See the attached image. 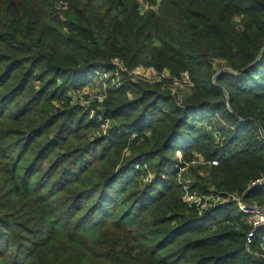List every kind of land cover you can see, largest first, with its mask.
Returning <instances> with one entry per match:
<instances>
[{
	"label": "trees",
	"instance_id": "1",
	"mask_svg": "<svg viewBox=\"0 0 264 264\" xmlns=\"http://www.w3.org/2000/svg\"><path fill=\"white\" fill-rule=\"evenodd\" d=\"M146 1L156 10L0 0V264H264V229L248 249L236 202L190 208L170 167L177 152L200 159L210 169L200 194L264 205V184L253 185L264 179V0ZM116 66L195 86L181 107L158 85L110 87L105 118L138 137L118 173L126 136L87 142L99 123L54 103L61 86L62 96ZM219 113L229 127L214 124ZM139 165L157 168L153 184L139 185Z\"/></svg>",
	"mask_w": 264,
	"mask_h": 264
},
{
	"label": "rangeland",
	"instance_id": "2",
	"mask_svg": "<svg viewBox=\"0 0 264 264\" xmlns=\"http://www.w3.org/2000/svg\"><path fill=\"white\" fill-rule=\"evenodd\" d=\"M141 4L143 11L153 9L156 10L155 7L151 9L152 6L146 0H141ZM62 17L64 18V14H62ZM117 69L118 66H116L113 71L100 70V72H98L100 73L99 77H94L89 85L76 90H69V92L67 91L62 96L60 94L62 86L54 91V93L56 94V99L54 102L55 112L57 111L58 113L67 114L69 111H71V109L80 108L83 113L81 114L84 116L86 115L88 117L87 119L99 123V128H94L91 132H82V134H87V142H93L96 137L100 136L110 137V135L113 133L126 136V146L122 149V160L119 161V165L114 169V173L121 172L124 169L123 166H125L124 164L126 160L128 159L129 161V159H131V146L132 144L136 143L138 137L136 133L122 129L119 124L113 125V120H108V118H105L106 112L104 101L108 99V90L110 89V87H119L120 85H123L125 82L122 81L121 78L126 80V83L124 85L127 86V88L130 87L128 88L130 89V91L137 86L158 85L164 92L171 94V96L175 100L176 105H178L179 107H181L182 104L185 103L186 100L191 96V93L195 91L194 84L190 80H187L185 78L186 76L172 77L171 79V75L168 78H161L157 73L147 68L140 69L137 72L133 71L130 74L126 73V75H121L120 73H117ZM219 72H228L231 74L234 73L228 69L220 70ZM34 85L36 91H38V89L41 87V84L38 82H35ZM67 97L68 99L72 98V101H70V99L67 100ZM130 97H132V94H130ZM222 119V113H219L216 114L214 118H212V121L216 126L229 127ZM114 126L116 128H114ZM216 135L221 136L223 134L216 133ZM217 140H222V138H217ZM78 145L79 143H76V146ZM80 145L81 147L84 146V141L81 140ZM61 153H63V151ZM87 159L91 162V164L93 163L92 165L99 167V162L97 161V159L91 157L90 153H86V160H84V162H86ZM171 159H173V162L170 164V167L174 169L179 168L177 175H175L174 177V181L178 183V185H180V187L185 192L184 197L188 194L196 196L199 201V205L197 207L202 210L226 204L225 202L221 201L227 198H223V196L219 192H217L209 185L208 186L210 188L208 187L209 189L207 190V193L200 194L199 190H197L201 187L200 185L207 186L206 180L209 178L207 171H209L210 169L207 165H205L203 161H200V159L199 161H184L181 152H177L176 156ZM52 161L53 158L46 161L44 163V167H48ZM127 164H129V162ZM200 165H203V168L198 169ZM145 167L146 166L144 165H139L135 169V171H139L137 169H142L140 170L141 174L137 175L138 183L142 187L147 184H153L152 182L154 180H157V175H155V173L157 172V168L155 166H152L153 168L149 166V171H146ZM165 177L166 175H163L162 180H165ZM191 191H193V193H191ZM132 192L133 190H131L128 194L132 195ZM130 195L129 197H131ZM233 195L236 196V194ZM57 201H61V199ZM236 204L238 208H240L238 202ZM188 205L191 208V204ZM257 207L264 209V205L256 204L255 208ZM254 218L255 217L252 218L251 216L249 219L253 220ZM262 249H264V247H262Z\"/></svg>",
	"mask_w": 264,
	"mask_h": 264
},
{
	"label": "built area",
	"instance_id": "3",
	"mask_svg": "<svg viewBox=\"0 0 264 264\" xmlns=\"http://www.w3.org/2000/svg\"><path fill=\"white\" fill-rule=\"evenodd\" d=\"M151 70V69H149ZM187 80H190L188 75H185ZM161 78H168L170 77V73L169 72H163L160 75ZM212 164H217V162L212 161ZM257 184H264V179L262 180H257L253 183V185H257ZM227 199H223L221 202H228V201H234V202H238L239 204V209L241 211V213H243L244 215L247 216V222L249 225V231L246 234V246L248 249H250V246L252 245V243H254V241L256 240V238L259 237V232L261 230L264 229V209L257 207L255 208V205L253 206H248L242 199V197H238V196H234L233 194L228 195V197H226ZM184 201L186 203L189 204H195L196 206L199 205V201L198 198L194 195H187L184 197ZM259 208V209H258ZM202 210V209H201ZM252 216L255 217L253 220L249 219ZM262 247H264V242L262 243Z\"/></svg>",
	"mask_w": 264,
	"mask_h": 264
}]
</instances>
